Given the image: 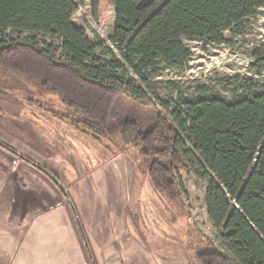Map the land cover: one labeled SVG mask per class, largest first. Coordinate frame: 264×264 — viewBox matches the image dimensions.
Listing matches in <instances>:
<instances>
[{
  "label": "trees",
  "instance_id": "obj_1",
  "mask_svg": "<svg viewBox=\"0 0 264 264\" xmlns=\"http://www.w3.org/2000/svg\"><path fill=\"white\" fill-rule=\"evenodd\" d=\"M85 1L0 0V70L59 95L71 114L53 115L96 141L142 143L152 185L172 202L182 198L180 171L191 175L216 231L199 239V264H264V91L232 101L180 94L172 105L155 80L189 60L184 38L222 44L264 0H112L113 47L74 22Z\"/></svg>",
  "mask_w": 264,
  "mask_h": 264
},
{
  "label": "rangeland",
  "instance_id": "obj_2",
  "mask_svg": "<svg viewBox=\"0 0 264 264\" xmlns=\"http://www.w3.org/2000/svg\"><path fill=\"white\" fill-rule=\"evenodd\" d=\"M73 20L90 39L113 47L112 0H99L97 6L86 0ZM225 38L222 44L184 38L192 55L180 67L162 66L155 78L161 86L159 101L174 105L180 94L220 95L232 101L264 91V54L256 55L264 49V7L228 30ZM104 48L98 51L102 55ZM0 98L24 115L11 116L0 107L1 141L30 147L40 167L63 184L70 181L72 202L82 208L87 222L90 253L100 264H199L194 256L199 239H213L216 231L205 212L204 189L191 175L180 171L183 194L174 203L152 185L153 159L142 143L124 145L119 135L96 141L53 115L71 114L59 95L46 93L38 81L16 72L0 70ZM28 98L41 106L31 105ZM18 118L32 127L21 131L24 141L13 133Z\"/></svg>",
  "mask_w": 264,
  "mask_h": 264
},
{
  "label": "crops",
  "instance_id": "obj_3",
  "mask_svg": "<svg viewBox=\"0 0 264 264\" xmlns=\"http://www.w3.org/2000/svg\"><path fill=\"white\" fill-rule=\"evenodd\" d=\"M0 107L11 116L22 114L9 100L0 98ZM19 119L18 128L12 129L24 141L21 131L32 127ZM1 140L0 264H100L90 253L87 222L82 208L72 202L70 181L63 184L40 167L30 147L10 146ZM17 160L21 163L12 169ZM168 261L164 262L174 264Z\"/></svg>",
  "mask_w": 264,
  "mask_h": 264
},
{
  "label": "built area",
  "instance_id": "obj_4",
  "mask_svg": "<svg viewBox=\"0 0 264 264\" xmlns=\"http://www.w3.org/2000/svg\"><path fill=\"white\" fill-rule=\"evenodd\" d=\"M19 163H21V160H17V161L15 162V164H17V165H18ZM15 164H14L13 167H12L13 169H15V167H16Z\"/></svg>",
  "mask_w": 264,
  "mask_h": 264
}]
</instances>
